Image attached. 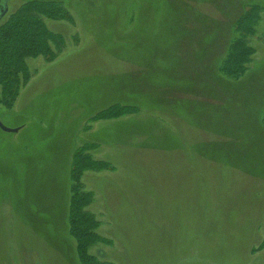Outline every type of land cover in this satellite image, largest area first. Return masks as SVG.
Wrapping results in <instances>:
<instances>
[{
    "label": "rangeland",
    "instance_id": "obj_1",
    "mask_svg": "<svg viewBox=\"0 0 264 264\" xmlns=\"http://www.w3.org/2000/svg\"><path fill=\"white\" fill-rule=\"evenodd\" d=\"M26 1L5 0L0 27ZM57 1L70 22L37 19L47 47L53 33L61 47L26 58L12 108L0 106L2 125L19 129L0 130V264H79L64 202L71 151L86 143L110 165L81 177L99 261L264 264V0ZM252 2V61L229 82L216 63ZM116 100L138 112L83 131Z\"/></svg>",
    "mask_w": 264,
    "mask_h": 264
},
{
    "label": "trees",
    "instance_id": "obj_2",
    "mask_svg": "<svg viewBox=\"0 0 264 264\" xmlns=\"http://www.w3.org/2000/svg\"><path fill=\"white\" fill-rule=\"evenodd\" d=\"M114 6L115 4L111 2L110 8ZM242 8L243 10L233 19L232 37L227 40L222 58L217 61L215 68V74L225 77L229 82H236L244 77L254 54V49L247 45L248 32L245 31V24H247L246 18L249 12L252 9L260 8V6L252 2V4L245 3ZM42 13L51 15L53 20L71 21V13L60 1L28 0L18 10L17 15L11 17L10 24H2L0 27L2 30V36H0V106L5 109L12 108L16 95L22 87L20 86L21 79L22 84H24L28 77L25 59L36 57L37 54L42 55L47 60L54 59L56 51L61 47L63 39L56 33H53L52 36L54 49L50 50L47 47L48 33L46 27L40 21L41 19H37L38 14ZM171 32L173 33V31ZM139 68L141 70V66ZM140 77L144 81L145 78L142 73L138 77L135 75V80ZM124 78L130 80L134 77H131L130 73ZM138 109L137 105L130 102L113 101L91 113L85 121L83 131H90L91 124L94 122L118 120L137 113ZM95 147L94 143H86L74 148L71 151L67 168L66 187L68 196H66L65 202L63 201L65 227L66 233L75 243V255L79 264H110L101 262L94 255L88 253V249L92 245L97 242H105V240L95 234L94 231L98 222L93 214L85 210L90 202L91 193L81 189V177L86 171H101L110 167L105 161L96 160L91 156L90 152ZM261 245L263 247L264 242Z\"/></svg>",
    "mask_w": 264,
    "mask_h": 264
},
{
    "label": "water",
    "instance_id": "obj_3",
    "mask_svg": "<svg viewBox=\"0 0 264 264\" xmlns=\"http://www.w3.org/2000/svg\"><path fill=\"white\" fill-rule=\"evenodd\" d=\"M7 2H5V0H3V2H1L0 0V19L6 14L7 12ZM0 130L4 131V132H8V133H15L18 131V129H8L6 127H4L2 125V123L0 122Z\"/></svg>",
    "mask_w": 264,
    "mask_h": 264
},
{
    "label": "flooded vegetation",
    "instance_id": "obj_4",
    "mask_svg": "<svg viewBox=\"0 0 264 264\" xmlns=\"http://www.w3.org/2000/svg\"><path fill=\"white\" fill-rule=\"evenodd\" d=\"M7 4V3H6ZM18 129V128H17ZM19 130V129H18Z\"/></svg>",
    "mask_w": 264,
    "mask_h": 264
}]
</instances>
